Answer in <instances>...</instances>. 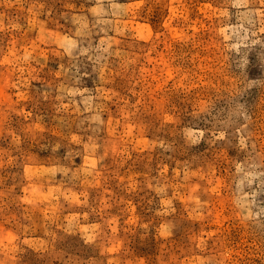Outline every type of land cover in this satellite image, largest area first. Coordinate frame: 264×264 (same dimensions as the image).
Returning a JSON list of instances; mask_svg holds the SVG:
<instances>
[{
  "label": "rangeland",
  "instance_id": "1",
  "mask_svg": "<svg viewBox=\"0 0 264 264\" xmlns=\"http://www.w3.org/2000/svg\"><path fill=\"white\" fill-rule=\"evenodd\" d=\"M0 264H264V0H0Z\"/></svg>",
  "mask_w": 264,
  "mask_h": 264
}]
</instances>
